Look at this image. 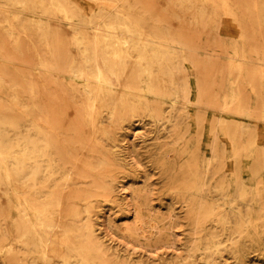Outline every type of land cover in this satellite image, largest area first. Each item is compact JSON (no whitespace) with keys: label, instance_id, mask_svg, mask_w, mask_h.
<instances>
[{"label":"bare ground","instance_id":"obj_1","mask_svg":"<svg viewBox=\"0 0 264 264\" xmlns=\"http://www.w3.org/2000/svg\"><path fill=\"white\" fill-rule=\"evenodd\" d=\"M0 264H264V0H0Z\"/></svg>","mask_w":264,"mask_h":264},{"label":"rangeland","instance_id":"obj_2","mask_svg":"<svg viewBox=\"0 0 264 264\" xmlns=\"http://www.w3.org/2000/svg\"><path fill=\"white\" fill-rule=\"evenodd\" d=\"M136 142H139V140H136Z\"/></svg>","mask_w":264,"mask_h":264}]
</instances>
